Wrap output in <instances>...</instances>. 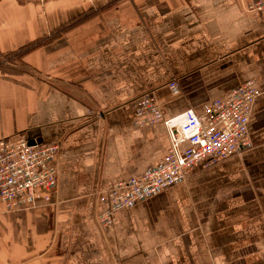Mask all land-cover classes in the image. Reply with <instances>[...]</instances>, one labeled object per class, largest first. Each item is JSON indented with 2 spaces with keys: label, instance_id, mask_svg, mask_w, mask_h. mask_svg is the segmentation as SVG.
Wrapping results in <instances>:
<instances>
[{
  "label": "crops",
  "instance_id": "obj_1",
  "mask_svg": "<svg viewBox=\"0 0 264 264\" xmlns=\"http://www.w3.org/2000/svg\"><path fill=\"white\" fill-rule=\"evenodd\" d=\"M11 54L24 69L0 71V139L23 134L59 152L47 202L16 214L0 202V264H264V17L243 0H0V59ZM247 81L260 90L249 152L97 223L96 194L169 148L163 125H136L139 99L153 97L165 119L200 115ZM243 167L258 197L222 206V182Z\"/></svg>",
  "mask_w": 264,
  "mask_h": 264
},
{
  "label": "built area",
  "instance_id": "obj_2",
  "mask_svg": "<svg viewBox=\"0 0 264 264\" xmlns=\"http://www.w3.org/2000/svg\"><path fill=\"white\" fill-rule=\"evenodd\" d=\"M243 1L254 16L264 14V1ZM259 95L255 82L247 81L212 101L200 115L188 110L169 119L163 117L153 97L139 99L134 105L136 125H163L169 148L156 167L96 194L97 203L104 205L99 222H111L120 209L184 183L194 169L208 168L247 149L248 124ZM58 150L56 144L30 145L22 134L0 139V200L10 213L29 212L36 202L50 199L56 189L53 163Z\"/></svg>",
  "mask_w": 264,
  "mask_h": 264
},
{
  "label": "rangeland",
  "instance_id": "obj_3",
  "mask_svg": "<svg viewBox=\"0 0 264 264\" xmlns=\"http://www.w3.org/2000/svg\"><path fill=\"white\" fill-rule=\"evenodd\" d=\"M262 1H264V0H262ZM246 12L249 14L250 17L255 18V19L264 17L263 13H261L258 16H254L253 14L248 12L247 9H246ZM34 44L35 43H33L31 45V47H33ZM19 60H20L19 56L16 57V55H14V54L3 56L2 59H0V71L4 72L6 74H11V75L15 74V76H18L19 74H21L22 69H24V65L20 64ZM4 138H6V137H4ZM249 149H250V146L247 149L241 151L239 154H237V155H235V156H233L227 160L239 159L241 155H244V153L249 152L248 151ZM220 163H222V162H219L218 164H220ZM218 164H215V165H218ZM215 165H213V166H215ZM213 166H210V168ZM201 169L206 170L207 168H201ZM252 182L253 181L251 180L250 169L249 168L246 169L244 167L242 168L241 172L236 173V175H230L228 180L224 179V181L222 182V187H223L222 188V196H225V200L222 201V206L240 207V208L250 207L251 201H253L254 198L258 197V196L254 197L253 196L254 194H250L249 192H247L248 188L251 186ZM239 183L241 184V187L245 190V192H241V193L237 192L238 194H232L233 186H235V188H237V187L239 188V186H238ZM225 187H228V188H226V191H227L226 193L224 191ZM229 189L231 192L228 191ZM224 193L226 195H224ZM232 195H234V197H235L234 200L230 198ZM251 196H253V197H251ZM144 202H146V201H144ZM262 202H264V200L260 201V199L257 198V202L255 203V207H263ZM134 206H132V207H134ZM132 207H130V208H132ZM99 213L100 212H97V214H96L97 223L100 226L109 225L111 222H105L104 220H102V222H99V220H98ZM112 217H111V221H112ZM244 218L247 219V221H243L244 224H251V220H249L247 217H244ZM254 218H256V217H254ZM258 218L264 220L263 216H258Z\"/></svg>",
  "mask_w": 264,
  "mask_h": 264
},
{
  "label": "clouds",
  "instance_id": "obj_4",
  "mask_svg": "<svg viewBox=\"0 0 264 264\" xmlns=\"http://www.w3.org/2000/svg\"><path fill=\"white\" fill-rule=\"evenodd\" d=\"M212 0H201V3L202 4H211ZM238 11V10H237ZM230 15H234L232 13H230ZM240 20H243V16L242 14H240L239 17H235L234 20H233V28L234 29H239V31H236L235 32V35H239L240 34V31H242V29L245 27V21L243 22V24H241L239 21Z\"/></svg>",
  "mask_w": 264,
  "mask_h": 264
},
{
  "label": "bare ground",
  "instance_id": "obj_5",
  "mask_svg": "<svg viewBox=\"0 0 264 264\" xmlns=\"http://www.w3.org/2000/svg\"><path fill=\"white\" fill-rule=\"evenodd\" d=\"M58 147H59V146H58ZM58 152H59V150H58ZM57 154H58V153H57ZM56 157H57V155H56ZM56 157H55V159H56ZM55 159H54V161H55ZM55 172H56V170H55ZM56 186H57V176H56ZM0 202H1V204L3 205L5 211H6L7 213H10V212L8 211V209L5 207V205L2 203L1 200H0ZM38 203H39V202H36V203H35V207L38 206ZM99 207L103 208V209H101L99 212H101L102 210H104V205H101V206H99ZM99 207H98V208H99ZM126 209H128V208H126ZM126 209H120L119 211L115 212L114 215L117 214L118 212L123 211V210H126Z\"/></svg>",
  "mask_w": 264,
  "mask_h": 264
},
{
  "label": "trees",
  "instance_id": "obj_6",
  "mask_svg": "<svg viewBox=\"0 0 264 264\" xmlns=\"http://www.w3.org/2000/svg\"><path fill=\"white\" fill-rule=\"evenodd\" d=\"M32 45V44H31ZM31 45H27L26 47H24V48H22V49H20L21 50V52L23 51L24 53L25 52H27L28 50H30V48H33V47H31Z\"/></svg>",
  "mask_w": 264,
  "mask_h": 264
},
{
  "label": "water",
  "instance_id": "obj_7",
  "mask_svg": "<svg viewBox=\"0 0 264 264\" xmlns=\"http://www.w3.org/2000/svg\"><path fill=\"white\" fill-rule=\"evenodd\" d=\"M29 144H30V145H34V142H32V141H29Z\"/></svg>",
  "mask_w": 264,
  "mask_h": 264
}]
</instances>
